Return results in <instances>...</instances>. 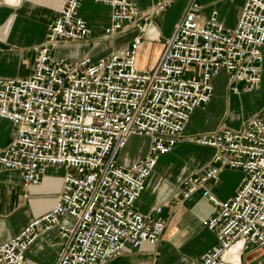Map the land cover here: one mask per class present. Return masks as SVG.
Listing matches in <instances>:
<instances>
[{"label": "built area", "instance_id": "1", "mask_svg": "<svg viewBox=\"0 0 264 264\" xmlns=\"http://www.w3.org/2000/svg\"><path fill=\"white\" fill-rule=\"evenodd\" d=\"M82 1L61 0L45 39L27 50L29 76L0 77V123L15 127L0 148V169L18 171L25 187L39 186L49 167L65 172L55 206L0 246V264H25L30 246L55 228L62 241L55 264H108L127 244L156 246L165 230L162 207L143 215L135 205L159 159L180 142L214 150L205 169L182 181L183 199L200 192L215 209L203 225L217 243L198 264H228L246 248L264 247V111L238 129L184 135L194 111L211 101L215 78L225 74L235 92L260 84L264 0H246L233 28L216 12L203 16L197 0H161L145 10L133 0H93L110 9L102 39L137 35L105 58L57 57L62 43L92 36L79 16ZM178 1L185 2L181 16L163 37L152 19ZM144 41L162 46L149 70L137 67ZM132 138L144 142L145 154L119 161ZM225 171L242 179L221 201L209 185Z\"/></svg>", "mask_w": 264, "mask_h": 264}, {"label": "crops", "instance_id": "2", "mask_svg": "<svg viewBox=\"0 0 264 264\" xmlns=\"http://www.w3.org/2000/svg\"><path fill=\"white\" fill-rule=\"evenodd\" d=\"M158 1L161 0H133L142 10ZM245 1L197 0L203 16L208 17L216 12L218 22L229 28L237 25ZM179 2H183L184 7V1L175 4ZM61 7V0H6L0 9V77L16 79L31 74L33 58L27 50L45 39L47 29L59 16ZM168 12L152 19V24L163 37L170 35L182 13L171 15L168 24L170 31L167 33L163 25ZM79 16L86 21L92 36L83 42L62 43L54 52L55 56L70 60L84 56L99 59L125 46L118 44L120 38L129 31L108 40L102 39L104 30L110 23L108 7L96 5L93 0H83ZM140 47L146 52L151 50L154 55L147 66L137 57L138 69H152L161 55V44L146 41ZM28 59L29 72H23V63ZM212 84L214 94L211 101L194 111L185 129V136L209 133L225 127L238 129L245 121L264 111V53L261 82L252 92L245 91L242 85L235 92L225 74L215 78ZM248 105L250 109H247ZM14 134L15 127L2 121L0 148L8 145ZM143 154L144 143L137 153L129 156V160L138 159ZM213 155L212 149L180 142L171 154L159 159L135 207L143 215L149 214L155 207H162L165 220L162 238L156 246L143 244L133 248L127 244L122 254L108 264H198L200 258L217 243L215 234L203 225L215 213V209L200 192L183 199L182 181L205 169ZM64 174L63 169L49 167L39 186L25 187L18 171L0 169V246L55 206ZM241 179L240 173L225 171L209 188L219 200L226 201L233 196ZM61 249L59 230L55 228L40 235L30 246L25 255V264H55ZM227 262L264 264V247L246 248L236 257H229Z\"/></svg>", "mask_w": 264, "mask_h": 264}, {"label": "rangeland", "instance_id": "3", "mask_svg": "<svg viewBox=\"0 0 264 264\" xmlns=\"http://www.w3.org/2000/svg\"><path fill=\"white\" fill-rule=\"evenodd\" d=\"M182 7H183V2H179L177 4H175L173 6L172 9L168 10V18L167 20L164 22V25L163 27L165 28V31L168 33L170 31V26L168 25L169 24V19L171 17V15H178L181 13L182 11ZM169 30V31H168ZM134 34H137L136 31L134 30H129V32H127V34L123 35L121 38H120V43L118 44V46H123V45H126L129 43V40L130 38L134 35ZM146 41H144L143 43H145ZM154 54L150 51L146 52L143 47H140L139 50L137 51V57H138V60H141V62L147 66L149 64V61L152 59V56ZM29 59L28 61H25L23 63V72H29V67H28V63H29ZM140 70V69H139ZM249 108V105L247 107V109ZM250 109V108H249ZM143 142H141L139 139L137 138H132L127 146V148L122 151L120 154H119V161L120 160H123L125 157H129V156H132L133 154L137 153V151L139 150V148L141 147V144ZM242 176V175H241Z\"/></svg>", "mask_w": 264, "mask_h": 264}, {"label": "bare ground", "instance_id": "4", "mask_svg": "<svg viewBox=\"0 0 264 264\" xmlns=\"http://www.w3.org/2000/svg\"><path fill=\"white\" fill-rule=\"evenodd\" d=\"M144 143V142H143ZM130 158L128 157L127 160H129ZM136 160V159H135ZM129 161H133V160H129Z\"/></svg>", "mask_w": 264, "mask_h": 264}]
</instances>
